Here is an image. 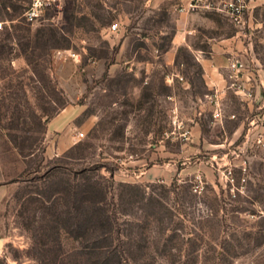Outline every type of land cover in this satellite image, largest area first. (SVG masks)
<instances>
[{
	"label": "rangeland",
	"instance_id": "obj_1",
	"mask_svg": "<svg viewBox=\"0 0 264 264\" xmlns=\"http://www.w3.org/2000/svg\"><path fill=\"white\" fill-rule=\"evenodd\" d=\"M30 2L0 0V264H264V32L187 0ZM221 43L241 94L205 86Z\"/></svg>",
	"mask_w": 264,
	"mask_h": 264
},
{
	"label": "crops",
	"instance_id": "obj_2",
	"mask_svg": "<svg viewBox=\"0 0 264 264\" xmlns=\"http://www.w3.org/2000/svg\"><path fill=\"white\" fill-rule=\"evenodd\" d=\"M251 11L247 15V27L238 28V31L234 35V38H240L242 36H252L253 33H262L264 32V22L262 18V12L264 10V0H253L251 3ZM209 14V13H205ZM179 43L178 46H180ZM239 50H245L238 46ZM252 51V47H248L246 51ZM234 59H239L242 66L245 67V58L240 55V53L235 52L233 45L229 43H221V45H213L209 52H205V59H202L200 62L203 69V79L205 86L210 90L211 88L221 89L225 86L238 87L237 91L239 94L242 93V88L246 87L249 89L250 78L245 74L246 71L239 70L237 72L232 71L229 68V64ZM236 73V74H235ZM238 76V81L235 77ZM242 76V77H241ZM246 78V79H245ZM241 84V85H240ZM65 124L67 121L63 120ZM5 196V188L0 185V214H1V204Z\"/></svg>",
	"mask_w": 264,
	"mask_h": 264
},
{
	"label": "built area",
	"instance_id": "obj_3",
	"mask_svg": "<svg viewBox=\"0 0 264 264\" xmlns=\"http://www.w3.org/2000/svg\"><path fill=\"white\" fill-rule=\"evenodd\" d=\"M61 0H31L28 10L24 16L30 22L38 21L46 8L57 5ZM253 0H187L182 6V12L186 13H209L222 14L235 27H247V15L251 11V3ZM264 11V10H263ZM264 17V13L262 14ZM264 22V18H263ZM7 23L0 20V35L6 31ZM116 29V26L113 27ZM242 64L239 61H231L229 68L237 72L241 69ZM83 133H79L77 137H83Z\"/></svg>",
	"mask_w": 264,
	"mask_h": 264
},
{
	"label": "trees",
	"instance_id": "obj_4",
	"mask_svg": "<svg viewBox=\"0 0 264 264\" xmlns=\"http://www.w3.org/2000/svg\"><path fill=\"white\" fill-rule=\"evenodd\" d=\"M95 212H96V217H97L96 219L99 221V224L101 226H104L105 225V226H108L107 228H110V225L111 224L108 221L109 220V217L105 214V212H103L101 210V208H97V211H95ZM111 245L107 244V245H100V246L96 247L97 250H98V253L97 254L99 255V257L100 256L102 257L100 259V261H99V264H110V261H108L107 258H103V257H106L105 255H106V252L108 250H110L109 252L112 253L113 257L115 258L116 264H121V260L119 259V256L117 255V253L115 252L114 249L112 250V248H111L112 246Z\"/></svg>",
	"mask_w": 264,
	"mask_h": 264
},
{
	"label": "water",
	"instance_id": "obj_5",
	"mask_svg": "<svg viewBox=\"0 0 264 264\" xmlns=\"http://www.w3.org/2000/svg\"><path fill=\"white\" fill-rule=\"evenodd\" d=\"M0 244H1V241H0Z\"/></svg>",
	"mask_w": 264,
	"mask_h": 264
}]
</instances>
